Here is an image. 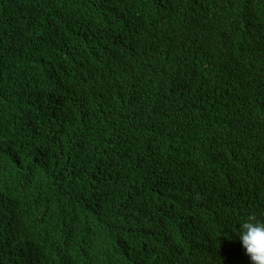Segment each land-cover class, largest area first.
<instances>
[{
  "label": "trees",
  "instance_id": "trees-1",
  "mask_svg": "<svg viewBox=\"0 0 264 264\" xmlns=\"http://www.w3.org/2000/svg\"><path fill=\"white\" fill-rule=\"evenodd\" d=\"M253 212L264 0H0V264H252Z\"/></svg>",
  "mask_w": 264,
  "mask_h": 264
},
{
  "label": "clouds",
  "instance_id": "clouds-1",
  "mask_svg": "<svg viewBox=\"0 0 264 264\" xmlns=\"http://www.w3.org/2000/svg\"><path fill=\"white\" fill-rule=\"evenodd\" d=\"M237 224L235 232L252 264H264V214L250 213Z\"/></svg>",
  "mask_w": 264,
  "mask_h": 264
}]
</instances>
